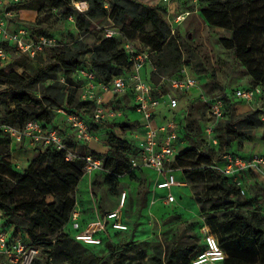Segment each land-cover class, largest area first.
Returning a JSON list of instances; mask_svg holds the SVG:
<instances>
[{
	"label": "rangeland",
	"instance_id": "1",
	"mask_svg": "<svg viewBox=\"0 0 264 264\" xmlns=\"http://www.w3.org/2000/svg\"><path fill=\"white\" fill-rule=\"evenodd\" d=\"M66 1L61 0L59 7H53L51 0H31L29 3L11 7L14 13L13 19L9 22L11 29L23 28L31 36H51L58 41L57 47L46 51L39 61L47 62L52 54L59 56L72 53L75 42H81L90 48L102 38V32H105H99L97 28L103 30L110 28L120 32L122 37H119V40L125 37L131 41L135 50L149 52L144 68L146 75L156 84L176 70L172 65L178 57V66L184 64L187 67L191 75L198 80V85L207 97L223 96V94L231 96L235 89L254 87L259 82L264 85V27H255L248 31L239 30L250 16L264 15L262 2L255 3L258 9L256 11H250L243 6L229 13L227 21L231 23L229 25L232 23L235 25V31L232 33L209 24L199 13L204 8L200 2L194 6L190 0H174L172 1L174 10L179 8L193 13L177 27L174 37L169 38L160 49L152 51L146 45L152 35L150 25L144 26L142 30H134L127 19L114 24L111 19L104 16L89 20V24L80 31L78 19L83 14H79L72 7V3ZM151 3L153 4L154 1L152 0ZM221 37L233 42V47L229 48V43H226L228 47L224 45L220 41ZM9 49V62L3 69L8 73L16 72L28 76L25 68L37 63L36 57L30 59ZM56 80L59 84V92L73 94L76 97L72 88L62 83L59 74ZM49 83L38 84L31 92L39 96L40 91ZM197 93L195 88L188 94L177 93L178 108L171 112L160 106L159 117L166 120L171 119L173 115L180 120L183 117L186 132L184 139L178 143L179 151L185 148L196 149L199 153L216 158L221 151L219 140L217 147L210 148L204 139L200 127L206 120V108L197 98ZM111 102L119 115L111 122H102L99 127H93L92 134L97 140L87 146H80L76 151L78 156H82L87 151L96 153V156L102 158L108 151L119 155H124L125 152L135 153L137 139H134V135L140 129V116L135 113L129 97L113 99ZM13 108L10 102L0 103V130L3 126H16L8 114ZM254 111L259 113L261 125L253 129L240 146L236 142H231L229 145L231 150L239 155H243L244 151H250L251 154L264 156V98L250 104L231 98L227 117L217 125L219 136L220 128L226 121L244 118ZM53 116L55 119L53 125L68 141H71L72 138H69L70 135L66 136V131L70 134L72 129L65 116L55 112ZM124 126H129L130 129L126 130ZM15 148L21 150L22 147ZM184 166L182 176L178 172L174 173L175 180L181 181L183 185L171 190L175 202L167 206L158 198L154 206H149V199L152 197L149 189L152 184L151 179L154 177L151 171L129 170L118 178L116 194H113L106 185L105 178L108 171L104 168L84 174L72 191L75 201L72 212L77 213V219L74 222L70 221L62 231L71 238L83 234L91 222L102 219L106 213L118 208L123 193H125V202L122 207V221L127 225L128 230L117 232L108 227L105 233L106 241L102 246L94 245L86 248L85 258L101 259L96 264H148L156 251H160L164 259L173 246L185 248L192 255L197 247L202 245L198 237L201 226H207L219 242L220 236L225 239L238 234L239 222L234 226L231 225L234 217H242L257 229H264V177L259 174L244 176L242 178L244 195L238 192L225 198L213 189L215 182L223 183L221 178L218 179L202 168L194 169L190 162ZM13 169L14 172H22L16 167ZM3 170L4 168L0 166V173ZM160 192L165 193L164 190ZM30 198V191H25L15 200L19 202ZM47 200L50 201L51 198L48 197ZM239 204L246 205L239 206ZM21 237L27 245L26 253L32 256V260H37L38 263L35 264H52L43 244H30L29 239ZM246 242L248 246H252L250 247L252 252L249 250L250 252L243 255L236 254L238 264H264V255L253 253L255 241L247 239ZM113 254H117V258H113ZM0 264L11 263L0 258Z\"/></svg>",
	"mask_w": 264,
	"mask_h": 264
},
{
	"label": "trees",
	"instance_id": "2",
	"mask_svg": "<svg viewBox=\"0 0 264 264\" xmlns=\"http://www.w3.org/2000/svg\"><path fill=\"white\" fill-rule=\"evenodd\" d=\"M51 1L53 7H59L61 3V0ZM72 1L85 2L88 5L87 11L78 19L80 31H83V28L89 24V20L107 16L114 24L129 20L130 26L134 30H142L144 26L150 25L152 35L148 38L146 45L152 51L160 49L169 38L174 37L171 36L169 25L164 19L165 7L159 5L157 0H153L154 5L151 3L152 0H67L66 2L72 3ZM199 2L204 5L199 13L209 24L234 33L235 25L233 23L229 25L231 23L227 21L229 13L243 6L250 11H256L258 9L255 3H264V0H198ZM231 18H233L232 15ZM255 27H264V15L250 16V19L243 23L239 30L248 31ZM220 41L224 45L229 43V48L233 47V42L226 38L221 37ZM72 49H74L72 53L68 52L65 55L52 54L47 62L39 61L43 54L37 56V63L25 68L28 76L16 72L0 71V103L10 102L14 106L13 110L8 111L13 124L16 125L12 127H21L31 120L38 121L44 128L53 126L55 120L53 113L58 114L57 111L60 109L67 114L78 115L87 121L93 104L79 102V82L75 80L74 76L76 69L87 55L92 72L103 83H109L113 78L123 76L130 66L128 54L120 50L113 39L101 38L90 48L81 42H75ZM178 64L179 58L176 57L175 63L172 65V68H176V70L169 77L177 76L181 67V64L179 66ZM57 74L61 76L63 84L72 88L76 97L73 94L59 92ZM146 78L154 83L150 77ZM46 82L50 83L40 91L39 96L31 92L36 85ZM257 85L264 89L261 82ZM230 99L226 96L223 97L226 103V117ZM260 125L261 121L257 111L235 121H226L220 128L221 134L219 136L217 134L219 147L221 150H231L229 146L231 142H236L240 146L247 140L250 132ZM124 127L126 130L130 129L129 126ZM185 129L184 124L179 130V142L184 139ZM200 129L202 131V125ZM11 147V141L0 130V166L4 168L0 173L2 229L12 227L13 235H16L17 232L25 233L30 244H43L52 264H96L101 260L100 258H85L86 248L94 245L83 244L62 231V228L70 222V215L75 206L72 191L83 177V161L80 159L66 161L63 152L53 148L34 149L36 156L33 161L25 170L17 173L14 172L12 164L8 161ZM92 155L94 158L103 160V168L108 171L105 178L106 185L113 194H116L118 178L130 170L129 154L125 152L124 155H119L116 152L108 151L103 158L96 156V153H92ZM214 158L199 153L196 149L185 148L179 151L176 157V166L181 169L180 175L182 176V168L190 162L194 169L202 168L217 176L218 179H222L223 183L215 182L213 186V189L222 197L228 198L232 194H238L239 190L229 178L222 177L209 168ZM25 191H30L31 198L17 202L15 199ZM48 197L51 198L50 201L47 200ZM244 205L246 204H239V206ZM234 220L231 225L234 226L236 222H239L238 234L225 239L220 236L219 242L215 238L224 252V259L220 264H238L236 254L243 255L251 250L252 246L247 245V239L255 241L253 253L258 252L264 255V229H257L242 217H234ZM106 237L103 234L100 235L101 244L95 246H102ZM202 249L203 246L199 245L191 255L189 250L173 246L164 259L161 252L156 251L149 259L148 264H190ZM117 256V254H113L112 257L117 258ZM35 263H38L37 260L32 261V264Z\"/></svg>",
	"mask_w": 264,
	"mask_h": 264
},
{
	"label": "built area",
	"instance_id": "3",
	"mask_svg": "<svg viewBox=\"0 0 264 264\" xmlns=\"http://www.w3.org/2000/svg\"><path fill=\"white\" fill-rule=\"evenodd\" d=\"M28 0H0V71L8 73L3 69L9 62V51L15 52L34 59L50 49L57 47L58 41L51 36H31L25 29H11L10 20L13 18L11 7L27 2ZM174 0H157L159 5L165 7L164 19L169 25L171 36L175 35L179 27L193 12L190 10L176 9L172 6ZM198 0H190V3L197 6ZM72 6L79 14L87 11L88 5L85 2H74ZM196 13V11L194 12ZM71 19V18H70ZM102 39H113L120 50L128 54L130 66L123 76L113 78L109 83L98 80L88 63V55L75 71V80L79 82L78 100L81 103H92L93 108L89 119L85 121L78 115L67 114L64 110L57 111L67 119L72 129L71 141H66L65 135L55 126L44 128L38 121L31 120L21 127L3 126L2 132L11 141L12 146H27L34 149L44 150L53 148L64 154L66 161L80 159L83 161L82 172L89 174L103 169V160L94 158L92 153L87 151L82 156L77 155L80 146H87L97 138L92 134V127L100 123L111 122L119 115L115 109L113 99L129 97L136 114L140 116V136H134L135 153L129 154L130 171L148 170L154 177L151 179L149 206H154L158 199L163 205L173 204L175 198L171 190L180 187L181 181H176L174 173L180 174L181 169L176 166V157L179 154L177 149L179 143V130L184 125L181 117L176 115L162 123H155V112L160 106L168 111L174 112L178 108L179 98L177 93L188 94L193 88L197 90V98L205 106L206 120L202 124V133L210 148L218 146L216 128L218 123L225 120L226 103L223 97L233 98L246 104L255 103L264 96V89L260 85L247 89H235L231 96H208L198 85V80L191 75L187 67L182 64L177 76L167 77L159 84L152 83L145 77L144 67L149 57V52H139L134 49L131 41L122 37L115 29L103 30ZM105 96L111 99L106 101ZM71 134V135H72ZM243 155L232 150H221L212 164L211 170L218 175L229 178L234 186L244 195L243 177L251 174H259L264 177V156L251 154L244 151ZM164 190L163 194L160 192ZM125 193H123L118 208L105 214L89 224L87 230L75 236V240L86 245H100V235H105L107 228L117 232L128 230L127 225L122 221ZM2 212L0 211V258L8 260L11 264H32V256L27 254V245L22 237L28 239L25 233L17 232L13 235V228L2 229ZM77 219V213L71 212L70 221ZM199 239L203 249L191 260L190 264H218L224 259V252L219 247L217 240L210 229L203 225L198 230Z\"/></svg>",
	"mask_w": 264,
	"mask_h": 264
},
{
	"label": "crops",
	"instance_id": "4",
	"mask_svg": "<svg viewBox=\"0 0 264 264\" xmlns=\"http://www.w3.org/2000/svg\"><path fill=\"white\" fill-rule=\"evenodd\" d=\"M14 14V13H13ZM13 19V18H12ZM144 74L146 75V72H145V68H144ZM147 76V75H146ZM201 88V87H200ZM122 98V97H121ZM106 101H108L109 99H111L109 96H105L104 98ZM120 99V98H119ZM117 100V99H116ZM165 120V118L161 119L159 117V110H157L155 112V123L157 124H160L162 123V121ZM138 130V129H137ZM140 132L141 130L139 129V132L137 131V133H135L134 136H140ZM66 136L67 135H70L69 138L71 137L72 138V135H71V132L69 134L68 131H66ZM137 134V135H136ZM68 137V136H67ZM15 147L17 146H12V150H11V154H10V157L8 159V161L12 164L13 167H16V169H19L21 171L25 170L29 164L33 161V159L35 158L36 154L35 152L27 147V146H24L21 148V150H18L16 149ZM20 148V147H19ZM24 163V164H23Z\"/></svg>",
	"mask_w": 264,
	"mask_h": 264
}]
</instances>
